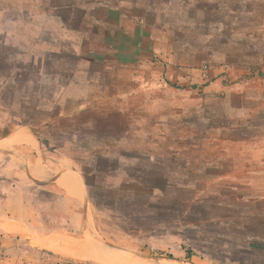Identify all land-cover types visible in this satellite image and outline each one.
Listing matches in <instances>:
<instances>
[{"label": "rangeland", "instance_id": "rangeland-1", "mask_svg": "<svg viewBox=\"0 0 264 264\" xmlns=\"http://www.w3.org/2000/svg\"><path fill=\"white\" fill-rule=\"evenodd\" d=\"M89 1L0 0V134L27 124L48 159L69 158L96 240L156 261L264 264L250 246H264V0H94L127 4L161 33L158 52L47 48L44 10L73 8L61 15L84 30Z\"/></svg>", "mask_w": 264, "mask_h": 264}, {"label": "crops", "instance_id": "crops-1", "mask_svg": "<svg viewBox=\"0 0 264 264\" xmlns=\"http://www.w3.org/2000/svg\"><path fill=\"white\" fill-rule=\"evenodd\" d=\"M97 7L105 8L104 16L97 18ZM82 8L84 12L87 10L95 27L89 28L90 22L86 27L83 23L84 30L70 26L61 14L73 13V8L66 6V9L60 8V12L54 11V7L44 10L48 22L55 24V29L48 24L45 28L47 48L71 56L105 55L124 63L128 60L143 63L158 52V49H150L148 44L150 40L154 44V35L161 33L143 28L139 22L141 16L132 13L127 4L114 2V5L104 6L93 0ZM23 11L29 12L30 7ZM3 15L0 14V24L6 22ZM156 47L159 48L158 42ZM8 140L12 150L23 155H10L17 159H8L0 168V256L11 254L0 264H58L62 261L146 264L127 250V255H119L91 238L93 216L88 200L85 206L86 187L81 174L64 169L68 157L61 161L48 159L39 138L29 126H19L6 136L0 134V141ZM28 180L52 188L53 201H45V207H40ZM48 213L62 216L65 223L60 227L45 225L43 217ZM24 242L29 247L28 253L21 250ZM40 253H43L42 257Z\"/></svg>", "mask_w": 264, "mask_h": 264}, {"label": "trees", "instance_id": "trees-1", "mask_svg": "<svg viewBox=\"0 0 264 264\" xmlns=\"http://www.w3.org/2000/svg\"><path fill=\"white\" fill-rule=\"evenodd\" d=\"M19 126H28V125L27 124H19L18 127ZM43 144L48 146V143H46V142H43ZM43 144H42V146H43ZM49 150L51 152H53L56 149L49 148ZM16 181H18V180L16 179ZM27 182H28L29 185L31 184L33 186L32 187L33 188V194L35 195V197L38 198V202H39L40 207L44 206L45 201H48V200L53 201L54 198H53V194H52V192H53L52 188L39 186V185L34 184L33 182H31L30 180H28ZM43 220H44L45 225L50 226V227H60L61 225H63L65 223L62 216L56 215L54 213L46 214L43 217ZM250 246L252 248H254V249H259V250H263L264 249V246L259 245V244H250ZM43 253H41V254H43ZM7 256H9V255H7ZM190 258L191 257L189 256L188 259H190Z\"/></svg>", "mask_w": 264, "mask_h": 264}, {"label": "bare ground", "instance_id": "bare-ground-1", "mask_svg": "<svg viewBox=\"0 0 264 264\" xmlns=\"http://www.w3.org/2000/svg\"><path fill=\"white\" fill-rule=\"evenodd\" d=\"M0 149L2 150H6L7 152L9 151L10 153H14L13 152V147L12 145L10 144L9 140L8 141H0ZM1 153V152H0ZM3 154V153H1ZM4 155V154H3ZM36 176V175H35ZM37 177V176H36ZM96 243L100 244L101 246L105 247L106 249L114 252V253H117L119 255H124L123 252L117 250V249H114V248H111L107 245H104L103 243H101L100 241L96 240L95 238L91 237ZM166 263H171V264H182L180 261H174V260H170V259H165V258H161L159 259L158 261H156L155 263H152V264H166Z\"/></svg>", "mask_w": 264, "mask_h": 264}, {"label": "water", "instance_id": "water-1", "mask_svg": "<svg viewBox=\"0 0 264 264\" xmlns=\"http://www.w3.org/2000/svg\"><path fill=\"white\" fill-rule=\"evenodd\" d=\"M0 152L1 153H3V154H5V155H15L14 153H10V152H7V151H3L2 149H0ZM86 203H87V194H86V197H85V206H86ZM98 241H100V240H98ZM101 243H103L104 245H107V246H109V247H111V248H114V249H117V250H119V251H121V252H123V254L124 255H127V251L126 250H124V249H120V248H116V247H114V246H112V245H109V244H107L106 242H104V241H100ZM133 254V253H132ZM134 255V257L135 258H137L138 260H140V261H144V262H146V261H151V260H153V261H156L157 259H155V258H149V257H146V256H143V255H139V254H133Z\"/></svg>", "mask_w": 264, "mask_h": 264}, {"label": "built area", "instance_id": "built-area-1", "mask_svg": "<svg viewBox=\"0 0 264 264\" xmlns=\"http://www.w3.org/2000/svg\"><path fill=\"white\" fill-rule=\"evenodd\" d=\"M5 259H7L4 255H1L0 256V262H2V261H4ZM65 264V263H64ZM66 264H75V263H66ZM85 264H87V263H85Z\"/></svg>", "mask_w": 264, "mask_h": 264}]
</instances>
